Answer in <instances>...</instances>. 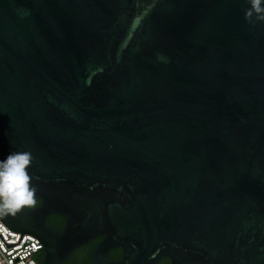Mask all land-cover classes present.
<instances>
[{
	"label": "water",
	"instance_id": "obj_1",
	"mask_svg": "<svg viewBox=\"0 0 264 264\" xmlns=\"http://www.w3.org/2000/svg\"><path fill=\"white\" fill-rule=\"evenodd\" d=\"M247 0H0V159L42 264H264V22ZM65 219L62 230L46 220ZM120 247L119 258H108Z\"/></svg>",
	"mask_w": 264,
	"mask_h": 264
},
{
	"label": "clouds",
	"instance_id": "obj_2",
	"mask_svg": "<svg viewBox=\"0 0 264 264\" xmlns=\"http://www.w3.org/2000/svg\"><path fill=\"white\" fill-rule=\"evenodd\" d=\"M245 20L253 17L264 22V0H247ZM34 157L30 151L10 152L0 159V218L15 217L25 209L35 206L38 189L33 184L29 169Z\"/></svg>",
	"mask_w": 264,
	"mask_h": 264
},
{
	"label": "built area",
	"instance_id": "obj_3",
	"mask_svg": "<svg viewBox=\"0 0 264 264\" xmlns=\"http://www.w3.org/2000/svg\"><path fill=\"white\" fill-rule=\"evenodd\" d=\"M0 233L6 242L17 241L20 231L10 229L0 220ZM31 233L23 232L19 242L6 246L0 237V264H42L38 254L42 243Z\"/></svg>",
	"mask_w": 264,
	"mask_h": 264
},
{
	"label": "flooded vegetation",
	"instance_id": "obj_4",
	"mask_svg": "<svg viewBox=\"0 0 264 264\" xmlns=\"http://www.w3.org/2000/svg\"><path fill=\"white\" fill-rule=\"evenodd\" d=\"M40 203H41L40 197L36 196L35 205H39ZM46 220L48 222L54 224L59 230H62V228L64 226V223H65L64 217L62 215L58 214V213H49L46 216ZM88 245H89V243L87 242L85 244L77 246L64 259L63 264H83V262L89 260V253H90L92 248H89ZM40 251H42V249ZM163 256H165L166 261H164V263H162V264H170V258L168 256H166V255H163ZM156 262H155V264H156Z\"/></svg>",
	"mask_w": 264,
	"mask_h": 264
},
{
	"label": "trees",
	"instance_id": "obj_5",
	"mask_svg": "<svg viewBox=\"0 0 264 264\" xmlns=\"http://www.w3.org/2000/svg\"><path fill=\"white\" fill-rule=\"evenodd\" d=\"M100 236H97L93 239H91V241H89V248H93L94 244L100 239ZM122 250L120 247H115V248H111L108 254V258H113V259H117L121 256ZM42 256H43V252L40 251L38 254L39 260L40 262H42ZM164 261H166L165 256H162L161 258H159L156 262V264H162L164 263Z\"/></svg>",
	"mask_w": 264,
	"mask_h": 264
}]
</instances>
